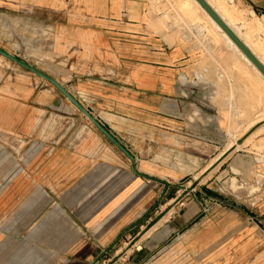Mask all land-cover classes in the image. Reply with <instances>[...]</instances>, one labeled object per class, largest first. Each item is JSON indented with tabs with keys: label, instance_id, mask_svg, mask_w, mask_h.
Segmentation results:
<instances>
[{
	"label": "crops",
	"instance_id": "1",
	"mask_svg": "<svg viewBox=\"0 0 264 264\" xmlns=\"http://www.w3.org/2000/svg\"><path fill=\"white\" fill-rule=\"evenodd\" d=\"M218 1L242 12L231 25L264 59V42L253 40L264 35V0L209 2L215 7ZM150 9L149 0H0V41L8 46L0 48L57 80L135 158L132 164L85 124L43 79L35 76V91L19 82L2 84L0 133L35 135V151L22 156L28 161L11 186L14 197L0 202L6 229L0 231V264H92L118 245L122 233L125 238L149 224L155 205H174L181 184L203 171L207 179L172 206L173 213L144 235L139 248L131 247L125 264H142L169 239L186 234L207 216L208 205L240 214L257 228L264 221V204L258 212L241 208L229 188L231 198L217 192L232 175L252 176L255 169L244 163L264 159V150L234 151L210 167L227 142L229 112H246L260 102L254 96L259 80L253 75L242 87L228 81L211 56L168 34L166 16L151 20ZM30 30V51L47 50L53 59L34 62L19 54ZM245 125L243 136L251 132L246 140L264 143V117ZM161 222V232L156 234L158 226L150 233ZM216 237L211 230L198 238L201 244V238ZM254 244L247 240L242 251Z\"/></svg>",
	"mask_w": 264,
	"mask_h": 264
},
{
	"label": "rangeland",
	"instance_id": "2",
	"mask_svg": "<svg viewBox=\"0 0 264 264\" xmlns=\"http://www.w3.org/2000/svg\"><path fill=\"white\" fill-rule=\"evenodd\" d=\"M182 1L183 0H149L150 6L153 8L150 9V12L152 11L155 14H153L152 18L150 15L149 17L152 20L163 19L164 16H166L164 18L165 23L172 27L168 31V34H176L177 37H182L190 44H193L197 51L211 56L210 58L213 60L215 69L221 71L224 76H227L228 81H234L235 85L240 87L243 85L245 86L249 79L251 80V76L253 79V74L249 73L250 71L245 64L228 49L219 36L207 30L198 33L195 26H204L207 22L203 19L198 21L187 17L184 12L178 8ZM158 13L161 14L157 15ZM31 31L32 30H30L29 33H31ZM39 35L41 38H45L47 34L44 33L43 35L42 32L41 34L39 32ZM34 40L35 32L32 31L29 36V41L27 42L28 44L26 43V45H23V48L19 49V54L26 56L34 62L53 59V55L45 53L47 50L38 53L32 52L34 51L32 47ZM253 40L256 42H264V35H256L253 37ZM1 45L4 48H8L3 42ZM262 48L264 51V44ZM30 56H32L33 59ZM206 65L207 63H203L201 69ZM16 82H19V84H27L35 91V75L0 56V86H2V84L11 85ZM251 86L252 85H250V87ZM248 90L246 89V92ZM255 90H257V92H254V96H259L260 102L258 101L257 104L255 103L251 110L246 112H240L239 110L229 112V118L226 120L228 124L224 128L227 142H225V146L219 154L223 152L222 154L226 153V156H231L234 151H228V149L232 144H235L236 140H240V138L243 137V134L248 129L245 123L251 118L252 122H254L264 117V110L260 111L261 108L264 109V87L262 83H260V86ZM250 114L252 115L251 117H249ZM82 120L85 124L92 126L87 118L82 117ZM238 123L241 124L238 125ZM247 146L248 148H246ZM239 150L262 151L264 150V143L260 141L257 144L252 139L246 140L245 138L241 148L235 151ZM33 151H35V135L30 138H22L14 133H0V202L3 199L7 200L8 198L14 197L15 192L11 190V186L16 176L22 172V167L25 166L28 161L27 158L22 156L27 152ZM222 154L211 162L210 167L216 163L217 159ZM246 163L255 169L253 171L254 174L248 177L244 175H232L228 178L225 184L226 186H221L220 189H217V192L221 194V196L231 198L226 195L229 188V190L233 192L232 195L236 199L235 201L239 207L258 212L259 209H261L260 207L264 204V159H246L244 164ZM239 164H241V161H239ZM204 172L205 171L201 174L194 175L193 179H186L181 184V189L183 190L181 195H183V198L179 201V205L185 202V197L194 187V184L200 181L204 182L207 179V177L204 178ZM237 174H240V172H237ZM194 179L196 181H194ZM165 203L167 202L163 201L155 205L150 217L151 220H148L149 224L143 223L141 228H135L133 233L127 234L125 238L121 237L118 245L113 249L111 248L96 264L127 263V259L124 261L123 256L128 254L130 250L140 247L139 242L144 241L146 238L144 235L163 217L166 216L168 219L173 213L172 206L174 205L165 206ZM204 209L206 210V217L204 216L194 226L188 228L186 234L184 232L183 235L174 236L169 240L166 238L161 239V241L164 242L168 240L165 247L158 253L153 254L152 258L142 264H264V221H262L259 228H257L254 223H247L242 215L229 211L223 207L208 205L204 207ZM261 211L264 212V209L262 208ZM158 226L160 228L161 226H166V224L165 222H161L153 228L150 233L158 228ZM2 229L6 230L0 223V231H3ZM162 229L163 227H161L156 234L161 232ZM211 230L217 231L218 237L210 241L201 238L200 244L198 237L202 235L206 236ZM244 231H248V233H243ZM245 234L249 235V237L246 238L247 235ZM247 240H252L255 244L248 253H245V251H242V247ZM132 246H134V248L131 249Z\"/></svg>",
	"mask_w": 264,
	"mask_h": 264
},
{
	"label": "water",
	"instance_id": "3",
	"mask_svg": "<svg viewBox=\"0 0 264 264\" xmlns=\"http://www.w3.org/2000/svg\"><path fill=\"white\" fill-rule=\"evenodd\" d=\"M203 9V11L213 20V22L221 29V31L229 38V40L238 48V50L245 56V58L254 66V68L261 74L264 78V65L255 56V54L247 47V45L236 35V33L228 26V24L219 16V14L213 9V7L206 0H194ZM0 56L11 61L17 66L25 69L26 71L32 73L33 75L43 79L44 81L50 83L54 86L89 122L111 143L113 144L128 160L135 164L134 156L113 136L86 108H84L57 80L48 76L47 74L39 71L33 66L29 65L25 61L13 56L12 54L6 52L0 48ZM251 132L245 134L236 143L240 145L242 141L249 136ZM212 167V166H211ZM212 169V168H211ZM136 174L137 171H135ZM183 195L178 196L173 201V204H177ZM124 233L121 234L120 238ZM114 243V245L120 240ZM113 247V246H112ZM112 247L103 251L93 262L96 264L101 257H103Z\"/></svg>",
	"mask_w": 264,
	"mask_h": 264
},
{
	"label": "bare ground",
	"instance_id": "4",
	"mask_svg": "<svg viewBox=\"0 0 264 264\" xmlns=\"http://www.w3.org/2000/svg\"><path fill=\"white\" fill-rule=\"evenodd\" d=\"M210 1V0H209ZM207 0V2L210 4ZM211 5V4H210ZM212 6V5H211ZM213 9L219 14V16L228 24V26L236 33V35L247 45V47L255 54V56L263 63L264 65V59H262L259 54L258 51L259 49L254 48V45L249 41L246 40L244 38H242L237 31H235V29L233 28V26L231 25V23L235 20V19H239L240 17H242V12L239 11L238 9L235 8H227L226 5L220 1L217 2V5L214 7L212 6ZM178 8L184 12V14L187 17H190L194 20H198L200 21L201 19L205 20L207 22L206 25L202 26V25H196V30L198 31V33H201L204 30H207L210 33H214L215 35L219 36L224 43L226 44V46L228 47L229 50L232 51L233 54H235L240 60L241 62H243L245 64V66L248 68V70L256 77V79L259 80L260 83H262V85L264 86V78L261 76V74L254 68V66L245 58V56L238 50V48L229 40V38H227V36L221 31V29L213 22V20L203 11V9L197 4V2H195L194 0H183L180 5L178 6ZM204 22V21H203ZM257 23V21H255ZM258 24V23H257ZM247 27H249L250 29H252V24L251 23H247ZM259 29V27H258ZM55 88V87H54ZM66 99V98H65ZM75 108V107H74ZM88 120V119H87ZM89 121V120H88ZM247 138V137H246ZM239 140V139H238ZM232 144L231 147H229V150H237L239 148H241V146L243 145V141L240 145L236 144ZM245 140V139H244ZM227 151V152H228ZM226 152V151H225ZM226 153L222 154L216 161V163L211 167V168H216L218 167L223 160L227 157L225 155ZM226 156V157H225ZM207 175L204 176V178H206ZM234 180V179H232ZM139 248V247H138Z\"/></svg>",
	"mask_w": 264,
	"mask_h": 264
}]
</instances>
